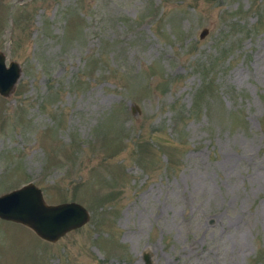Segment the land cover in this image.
I'll list each match as a JSON object with an SVG mask.
<instances>
[{
	"label": "rangeland",
	"instance_id": "1",
	"mask_svg": "<svg viewBox=\"0 0 264 264\" xmlns=\"http://www.w3.org/2000/svg\"><path fill=\"white\" fill-rule=\"evenodd\" d=\"M0 51V193L89 212L0 264H264V0H0Z\"/></svg>",
	"mask_w": 264,
	"mask_h": 264
},
{
	"label": "water",
	"instance_id": "2",
	"mask_svg": "<svg viewBox=\"0 0 264 264\" xmlns=\"http://www.w3.org/2000/svg\"><path fill=\"white\" fill-rule=\"evenodd\" d=\"M205 32L206 28H202L198 36L202 37ZM19 74V64L12 59L5 63L4 54L0 51L1 96L12 91ZM0 218L25 225L41 239L53 242L68 230L85 223L89 212L73 200L47 203L39 187L27 181L0 193ZM142 258L145 264L150 263L146 253Z\"/></svg>",
	"mask_w": 264,
	"mask_h": 264
}]
</instances>
